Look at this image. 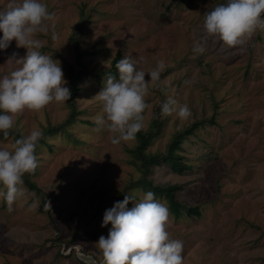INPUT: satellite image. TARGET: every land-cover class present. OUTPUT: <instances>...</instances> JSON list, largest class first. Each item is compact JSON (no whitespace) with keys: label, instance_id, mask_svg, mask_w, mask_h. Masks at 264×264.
Here are the masks:
<instances>
[{"label":"rangeland","instance_id":"1","mask_svg":"<svg viewBox=\"0 0 264 264\" xmlns=\"http://www.w3.org/2000/svg\"><path fill=\"white\" fill-rule=\"evenodd\" d=\"M41 2L54 19L48 34L37 37L44 41L40 51L60 62L72 97V90H78L75 105L70 99L39 113L25 111L7 139L0 133V148L11 150L15 139L35 129L43 132L35 152L39 166L23 177L25 198L9 212L0 196V264H86L78 249L101 262L95 242L107 237L111 227H101L105 210L124 195L134 196L129 208L139 203L152 192L145 182L179 184L176 198L198 207L199 214L182 210L176 217L168 199L155 196L169 208L167 231L182 241L184 264H264V31H257L243 49L208 37L199 54L193 48L205 36V14L226 0ZM8 3L0 0V11ZM26 51L15 40L0 49V78L20 67L8 61L13 53L20 59ZM117 52L121 58L132 56L146 73L160 61L166 65L159 88L145 76L149 107L142 130L152 127L154 119L162 122L144 150L145 159L165 155L176 132L201 122L176 150L189 166L181 173L165 162L145 172L143 159L131 152L137 139L114 145L106 126L97 130L95 121L104 113L96 94L107 74L118 79L112 70ZM169 97L189 107L187 120L175 112L161 115L160 106ZM70 114L74 121L61 128ZM45 200L51 209H45Z\"/></svg>","mask_w":264,"mask_h":264},{"label":"clouds","instance_id":"2","mask_svg":"<svg viewBox=\"0 0 264 264\" xmlns=\"http://www.w3.org/2000/svg\"><path fill=\"white\" fill-rule=\"evenodd\" d=\"M53 19L54 14L41 0H9L6 10L0 11V49H6L15 40L18 48L27 50L20 59L13 53L8 61L14 60L20 67L0 78V133L5 139L25 111L39 113L51 103L63 104L71 99L60 62L40 51L44 41L37 38L48 34V22ZM203 30L205 36L193 48L196 53L205 52L208 37H218L228 48L243 49L257 31H264V0H226L205 14ZM136 65L132 56L125 55L115 65L118 79L107 74L96 94L104 113L95 121L97 130L106 126L114 145L134 141L143 129L144 113L149 107V80L145 76L150 77L154 88H159L161 73L166 68L160 61L146 73ZM160 109L163 116L173 112L182 120L191 116L187 105L177 106L171 97ZM42 138L43 132L35 129L26 137L15 139L11 150L0 148V187L5 189L0 196L9 212L26 196L23 177L34 174L39 166L35 152ZM133 199L132 195H124L123 200L105 210L101 227H111L107 237L101 235L95 242L102 254L100 264H184L182 241L171 239L167 231L171 222L167 204L157 200L151 191L128 208ZM37 207L38 202L31 206L32 210ZM45 209H51L50 201L45 200ZM74 247L79 248L80 244Z\"/></svg>","mask_w":264,"mask_h":264},{"label":"trees","instance_id":"3","mask_svg":"<svg viewBox=\"0 0 264 264\" xmlns=\"http://www.w3.org/2000/svg\"><path fill=\"white\" fill-rule=\"evenodd\" d=\"M121 58V54L120 52L116 53L115 58L112 61V65H113V71H117L115 65L116 63L119 61V59ZM73 77V76H72ZM78 90V88L76 87L75 89L72 90L73 92V97L71 98L73 100L72 105H75L74 103V96L76 91ZM75 119V115L74 114H70L69 119H67V121H65V123H63L61 125V128H67L68 124H70L71 122H73ZM201 122L198 123H192L191 125H189L187 128L179 130L178 132H176L171 140V142L168 145V149L165 155L162 156H156L154 154H152L151 156H149V159H145L144 158V150L147 148V146L149 145V142H151L158 134L159 132L156 130H160L161 126H162V122L158 121L157 119L153 120L151 122V126L149 128L144 131L141 130L140 132L137 133L136 135V139L138 140L139 144L138 146H136L131 152L133 154H135L136 157H140L142 160V164H143V170L145 172L149 171V167L150 165H157L161 162H165L167 163L170 168L177 172V173H181L185 168H188L189 166L186 165L185 163H183L180 160V155H178L176 153L177 149L181 148V144L182 141L188 137V135L192 134L194 129L200 125ZM154 130V131H153ZM144 181V179H142ZM25 183L31 187L32 189H37V187L30 183L28 181V179H25ZM151 186V190L152 192L156 195H162L165 198L168 199L169 204L174 212V214L176 215V217H178L182 210H185L187 212V214L192 215V214H199V210L197 206H192L188 203H182L181 201H179L176 198V191L178 189L181 188V185L179 184H170L166 187H160V186H152V184L150 182H145L143 187H149ZM127 207L129 208V204L127 205Z\"/></svg>","mask_w":264,"mask_h":264},{"label":"water","instance_id":"4","mask_svg":"<svg viewBox=\"0 0 264 264\" xmlns=\"http://www.w3.org/2000/svg\"><path fill=\"white\" fill-rule=\"evenodd\" d=\"M71 251V248L69 249V252ZM77 255L80 260H82L86 264H93V261H96L95 258L92 255H85L80 253V250H77ZM96 264H100V262L96 261Z\"/></svg>","mask_w":264,"mask_h":264}]
</instances>
